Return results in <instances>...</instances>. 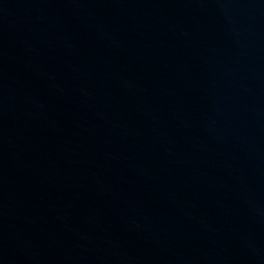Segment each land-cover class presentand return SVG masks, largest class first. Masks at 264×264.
Instances as JSON below:
<instances>
[{
    "label": "water",
    "instance_id": "obj_1",
    "mask_svg": "<svg viewBox=\"0 0 264 264\" xmlns=\"http://www.w3.org/2000/svg\"><path fill=\"white\" fill-rule=\"evenodd\" d=\"M0 264H264V0H0Z\"/></svg>",
    "mask_w": 264,
    "mask_h": 264
}]
</instances>
